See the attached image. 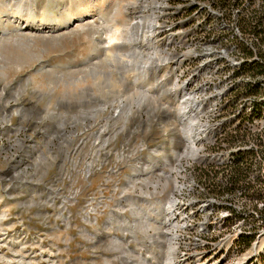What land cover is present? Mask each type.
<instances>
[{
  "label": "rangeland",
  "instance_id": "1",
  "mask_svg": "<svg viewBox=\"0 0 264 264\" xmlns=\"http://www.w3.org/2000/svg\"><path fill=\"white\" fill-rule=\"evenodd\" d=\"M157 1L175 0H0V264L168 263L161 226L172 183L162 171L180 146L173 80L195 40L182 10H141ZM168 18L176 25L161 37L154 25ZM142 145L159 153L136 152ZM246 145L257 153L243 159V195L229 202L262 232L264 215L252 210L264 202V131ZM259 239L217 264H264Z\"/></svg>",
  "mask_w": 264,
  "mask_h": 264
},
{
  "label": "built area",
  "instance_id": "2",
  "mask_svg": "<svg viewBox=\"0 0 264 264\" xmlns=\"http://www.w3.org/2000/svg\"><path fill=\"white\" fill-rule=\"evenodd\" d=\"M165 6L170 12L182 10L188 20L182 27L189 35L193 33L195 46L190 53L192 59L176 71L173 80L179 103L180 146L174 151L173 164L162 171L172 188L162 206L161 232L179 264H217L230 253L237 255L246 248L243 239L247 236L256 249L264 233L248 226L246 214L238 216L229 202L233 195H243L238 178L243 172V159L257 153L246 143L264 131V123L259 126L264 115V97L260 99L264 89L259 82L264 76V0L157 1L141 10L158 12ZM174 25L169 19L168 24L157 23L154 29L165 32L161 36L165 37L173 32ZM243 91L254 95V100L237 103L235 99ZM119 112L116 108L113 118ZM145 150L159 153L157 147L145 145L136 152ZM201 172L205 174L201 176ZM86 176H90L89 171ZM259 195L264 201V192ZM76 196L78 188L69 205ZM262 204V208H253L255 217L259 212L264 215ZM88 205H83V218L90 222L95 211L91 203ZM108 228L116 230L111 224Z\"/></svg>",
  "mask_w": 264,
  "mask_h": 264
},
{
  "label": "bare ground",
  "instance_id": "3",
  "mask_svg": "<svg viewBox=\"0 0 264 264\" xmlns=\"http://www.w3.org/2000/svg\"><path fill=\"white\" fill-rule=\"evenodd\" d=\"M80 11V10H79ZM83 11V10H82ZM83 15V14H82ZM188 133H190V130L189 128L187 129ZM192 132V130H191ZM193 133V132H192ZM174 257L172 256V253L170 254V256L168 257V263L167 264H178V263H175ZM196 264H204V263H196Z\"/></svg>",
  "mask_w": 264,
  "mask_h": 264
},
{
  "label": "trees",
  "instance_id": "4",
  "mask_svg": "<svg viewBox=\"0 0 264 264\" xmlns=\"http://www.w3.org/2000/svg\"><path fill=\"white\" fill-rule=\"evenodd\" d=\"M255 91H257V89L255 88L254 89ZM244 240V247H247L248 245H250V242H251V240H252V238L251 237H249V236H247L246 238H244L243 239Z\"/></svg>",
  "mask_w": 264,
  "mask_h": 264
}]
</instances>
